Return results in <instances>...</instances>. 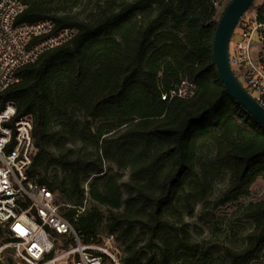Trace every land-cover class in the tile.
<instances>
[{
  "label": "trees",
  "instance_id": "obj_1",
  "mask_svg": "<svg viewBox=\"0 0 264 264\" xmlns=\"http://www.w3.org/2000/svg\"><path fill=\"white\" fill-rule=\"evenodd\" d=\"M20 1L17 23L51 18L57 28L77 30L70 41L20 67L16 81L0 92V108L10 102L17 117L31 120V176L64 205L62 214L84 242L104 219L94 206L78 212L86 194L111 209L108 226L118 237L132 238V221L144 231L146 252L126 247L124 264H211L210 254L191 243L183 213L205 202L217 169L229 174L223 199L247 196L256 180L264 181V126L227 94L212 56L224 10L218 7L230 0L218 7L212 0H114L90 22L51 16L42 0ZM182 83L191 95L161 99ZM50 113L72 135L93 143L86 159L50 148ZM95 120L101 124L93 130ZM203 142L213 155L197 162ZM105 161L128 167V180L104 170ZM51 166L67 172L64 181L46 179ZM247 209L254 226L242 248L226 250L229 264H250L264 251V199Z\"/></svg>",
  "mask_w": 264,
  "mask_h": 264
},
{
  "label": "built area",
  "instance_id": "obj_2",
  "mask_svg": "<svg viewBox=\"0 0 264 264\" xmlns=\"http://www.w3.org/2000/svg\"><path fill=\"white\" fill-rule=\"evenodd\" d=\"M222 1L212 4L218 7ZM252 5L230 38L236 33L232 50L229 42V63L241 85L264 108V0ZM23 7L20 0H0V92L16 81L20 67L77 33L75 27L57 28L51 18L17 23ZM191 94L182 83L161 99ZM31 131L30 118L17 117L12 103L0 108V264H124L109 240L102 245L94 238L84 242L62 214L64 205L31 176ZM250 264H264V251Z\"/></svg>",
  "mask_w": 264,
  "mask_h": 264
},
{
  "label": "rangeland",
  "instance_id": "obj_3",
  "mask_svg": "<svg viewBox=\"0 0 264 264\" xmlns=\"http://www.w3.org/2000/svg\"><path fill=\"white\" fill-rule=\"evenodd\" d=\"M47 3L49 15L69 18L72 21L90 22L99 12V7L109 6L114 0H42ZM74 3V5H73ZM225 7L222 3L218 10L221 12ZM236 33L230 41V48L233 49ZM242 82V77L239 76ZM254 94V93H253ZM79 111H75V118H79ZM80 119V118H79ZM95 130L101 122L95 120L92 123ZM50 130L49 146L54 152H62L74 160H84L93 152L91 141H81L63 128L62 121L55 113H50L48 118ZM211 144L203 142L199 145L196 161L199 162L205 157H211ZM104 170L111 169L120 177V182H126L130 175V169L117 168L113 163L105 161ZM47 180L61 182L67 177V172L60 170L56 166H51L44 174ZM92 176L84 182V189L90 182ZM211 188L206 195L205 202L197 203L192 206L189 212L183 213V219L188 224V236L191 243L197 245L199 249L205 250L210 254L211 264H229L226 250H237L242 248L247 240V236L253 228V221L250 210L247 209L249 202L264 199V181L256 180L249 189L247 196L237 199H223V193L228 186L229 174L226 169H217L211 176ZM122 184V183H121ZM125 195L124 186L121 185ZM223 200V201H222ZM222 201V202H221ZM96 207L103 215L104 219L98 224L94 241L97 244H105L107 240L114 244L119 250L122 259L130 255L126 247L137 251V255L146 252L144 244L146 234L144 231L134 226L133 221L130 226L133 232L131 239L118 237L117 229H110L108 217L111 209L105 205L98 204L88 197L85 198L81 207L83 211ZM120 210L117 211V213ZM148 237V236H147ZM149 254L154 251H148ZM190 257L193 256L191 253Z\"/></svg>",
  "mask_w": 264,
  "mask_h": 264
},
{
  "label": "water",
  "instance_id": "obj_4",
  "mask_svg": "<svg viewBox=\"0 0 264 264\" xmlns=\"http://www.w3.org/2000/svg\"><path fill=\"white\" fill-rule=\"evenodd\" d=\"M254 0H230L221 13L213 33L212 56L216 71L227 94L253 119L264 126V108L241 85L229 63V42L242 15Z\"/></svg>",
  "mask_w": 264,
  "mask_h": 264
}]
</instances>
